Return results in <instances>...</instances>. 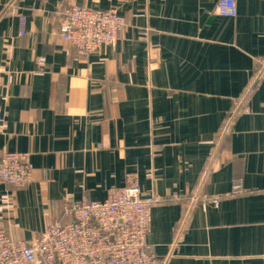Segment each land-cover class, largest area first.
Here are the masks:
<instances>
[{
	"label": "crops",
	"instance_id": "obj_1",
	"mask_svg": "<svg viewBox=\"0 0 264 264\" xmlns=\"http://www.w3.org/2000/svg\"><path fill=\"white\" fill-rule=\"evenodd\" d=\"M217 1L0 0V154L32 169L0 184V231L30 245L135 174L162 199L158 264H264V0H236L234 18ZM71 5L116 9V43L81 56L62 41Z\"/></svg>",
	"mask_w": 264,
	"mask_h": 264
},
{
	"label": "built area",
	"instance_id": "obj_2",
	"mask_svg": "<svg viewBox=\"0 0 264 264\" xmlns=\"http://www.w3.org/2000/svg\"><path fill=\"white\" fill-rule=\"evenodd\" d=\"M215 12L234 18L236 0H218ZM24 24L20 17V35ZM123 26L115 9L97 11L72 5L63 12L60 37L79 55L90 56L100 47L114 45ZM44 68L45 59L38 58L37 71ZM27 158L26 154L1 153L0 184L29 185L32 169ZM161 201L158 196L143 195L137 176L127 174L124 185L109 189L102 202L82 199L64 205L69 222L48 225L30 245L13 241L0 231V264H158L146 237L151 209Z\"/></svg>",
	"mask_w": 264,
	"mask_h": 264
},
{
	"label": "rangeland",
	"instance_id": "obj_3",
	"mask_svg": "<svg viewBox=\"0 0 264 264\" xmlns=\"http://www.w3.org/2000/svg\"><path fill=\"white\" fill-rule=\"evenodd\" d=\"M72 6V5H71ZM82 6V5H81ZM70 7V6H69ZM85 7V6H84ZM68 8V7H67ZM87 8V7H86ZM90 9V8H89ZM91 10H93V9H91ZM116 10V9H115ZM97 11H99V10H97ZM102 11H105V10H102ZM122 18V17H121ZM123 19V18H122ZM123 21H124V19H123ZM124 26H125V22H124ZM124 26H123V28H122V30L124 29ZM122 30H121V32H122ZM121 32H120V34H119V37H120V35H121ZM119 39V38H118Z\"/></svg>",
	"mask_w": 264,
	"mask_h": 264
}]
</instances>
